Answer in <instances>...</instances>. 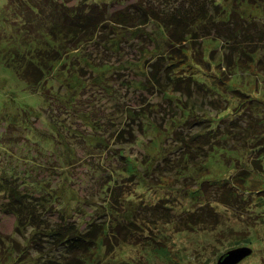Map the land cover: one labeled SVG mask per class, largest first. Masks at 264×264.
I'll list each match as a JSON object with an SVG mask.
<instances>
[{
  "label": "rangeland",
  "instance_id": "obj_1",
  "mask_svg": "<svg viewBox=\"0 0 264 264\" xmlns=\"http://www.w3.org/2000/svg\"><path fill=\"white\" fill-rule=\"evenodd\" d=\"M86 1L124 14L146 0ZM6 3L0 0V8ZM247 6L250 16H264L260 0ZM107 31L104 40L56 64L47 84L49 101L0 65V188L3 177L18 180L31 195L27 203L35 206L29 209L40 227H31L30 218L20 226L17 216L5 211L22 197L0 196V264H46L60 246L50 236L58 225L82 232L97 223L108 234L113 225L132 220L138 227L131 230L140 234V243L121 238L118 246L112 241L109 248L100 240L86 264H217L221 255L240 247L251 248L252 254L239 264H264V165L253 147L260 135L250 127L264 128V63L257 64L261 55L248 58L245 70L226 69L221 42L214 36L205 40L203 60L190 59L178 68L180 76L197 79L190 83V94L149 95L143 90L158 109L134 143L122 144L110 134L118 132L122 113L141 102L142 71L148 59L162 52L165 37L154 25L142 31L146 41L134 39V30L122 25L113 24ZM97 118L106 119L102 127L108 132L96 126L101 122ZM212 124L221 126L216 137L226 135L220 148L213 151L204 145L195 162L183 159L181 164L180 138L189 139L190 133L204 132ZM257 160L260 167L253 165ZM243 171L249 177L239 183L237 202L211 204L221 221L212 231L198 225L177 231L172 220L164 224L152 215L161 202L167 215L195 211L215 199L216 188Z\"/></svg>",
  "mask_w": 264,
  "mask_h": 264
},
{
  "label": "trees",
  "instance_id": "obj_2",
  "mask_svg": "<svg viewBox=\"0 0 264 264\" xmlns=\"http://www.w3.org/2000/svg\"><path fill=\"white\" fill-rule=\"evenodd\" d=\"M254 1L163 0L153 5L152 0H146L143 4L141 2L132 4L130 14H115L107 4L90 3L86 0L80 2L79 0H7L6 5L0 8V65L12 69L32 93L45 94L48 100L51 88L47 84L55 71L56 64L68 59L71 52L104 40L108 37L107 30L112 28L113 24L134 30L130 35L135 36L134 39L143 41L146 39L142 31L154 25L162 30L165 45L158 56L147 60L148 65L142 71L145 78L141 82V92L143 93L144 90L149 95L159 92L161 95L190 94V83L197 82V79L193 75L180 76L178 68L181 64H187L190 59L202 61L201 46L210 37L214 36V40L221 42L226 69L227 67L234 70L247 69L248 58L250 59L253 54L261 55L257 56V64L264 63V16L260 19L254 18L249 12L248 14L245 12L247 5ZM260 1L263 5L264 0ZM118 3L122 1L119 0ZM254 34L258 35L255 37ZM142 52L147 53L145 48ZM142 93L141 102L129 108L126 113H122L118 132L110 134L112 138L118 139L117 143L123 144V141L134 143L138 137L137 132L147 128V119L158 109L159 105L149 101L145 93L144 95ZM25 113L31 116V112ZM104 116L106 119L109 118ZM106 119H96L101 121L96 122V126L103 129V133L108 132L102 127L107 125ZM250 125L253 129L252 133L260 135L261 141L255 142L253 147L257 148L255 151L259 153L264 165V128L257 131L252 124ZM220 127L212 124L204 128V132L196 135L190 133L189 139L182 136L180 141L183 146H181L179 162L181 163L183 159L187 163L195 162L198 152L203 153L206 146H210L213 151L219 149L222 137L226 136H215ZM233 127L236 128V125ZM97 145L102 147V150H107L108 146L103 145L102 142H98ZM207 153L204 155L207 156ZM259 163L261 162L257 160L253 165L260 167ZM248 177L249 172L246 171L231 177L222 184V187L216 188L215 199L208 200L206 204L198 206L195 211H189L186 215L173 214L175 215L173 218V215L165 214L163 212L165 206L162 202L152 208V215L159 217L161 221L165 220L164 224L173 221L177 231L190 230L196 225L212 231L221 224V221L211 204L232 206L240 195L236 192L240 189L239 183H243ZM3 181L4 187L0 188V196L9 195L11 200L16 194L22 197L20 201L15 200L13 204H9L5 211L15 214L20 226L26 224L27 219L30 218L31 227L40 229L35 224L38 221L35 212L29 209L35 206L27 203V196L31 195L23 192L24 186L18 180L15 182L13 179L3 177ZM223 189L224 191L221 192ZM212 196L213 194L210 198ZM24 205H27V208L23 207ZM37 214H42V211L38 210ZM43 215H47V210ZM133 227L135 229L138 227L134 220L122 225H113L109 228L108 234H104L105 228L97 223L89 224L88 230L82 232L74 227L58 225L50 236L55 240V244L60 246L48 258L46 264H86L100 240L109 248L112 247V241L118 246L121 238L125 243H140L141 236L131 230Z\"/></svg>",
  "mask_w": 264,
  "mask_h": 264
},
{
  "label": "water",
  "instance_id": "obj_3",
  "mask_svg": "<svg viewBox=\"0 0 264 264\" xmlns=\"http://www.w3.org/2000/svg\"><path fill=\"white\" fill-rule=\"evenodd\" d=\"M251 254L252 249L249 247L236 248L221 255L217 264H239Z\"/></svg>",
  "mask_w": 264,
  "mask_h": 264
}]
</instances>
